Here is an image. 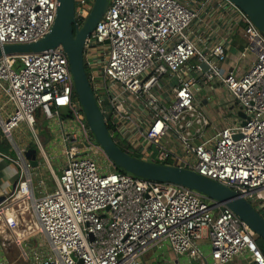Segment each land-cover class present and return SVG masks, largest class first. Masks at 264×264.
I'll use <instances>...</instances> for the list:
<instances>
[{
  "label": "built area",
  "instance_id": "built-area-1",
  "mask_svg": "<svg viewBox=\"0 0 264 264\" xmlns=\"http://www.w3.org/2000/svg\"><path fill=\"white\" fill-rule=\"evenodd\" d=\"M195 1L110 0L85 45L90 83L100 104L103 97L109 101L103 113L113 139L132 155L154 147L157 162L141 151L140 158L194 171L252 204L264 199V33L230 0H202L234 8L246 40L240 58L254 57L245 73H225L228 46L203 53L192 39ZM58 6V0H0V46L46 36ZM89 12L90 2L81 0L77 21ZM102 48V54H90ZM209 81L228 91L244 118L214 127L196 102ZM38 112L56 132L58 145L50 149L39 136ZM22 125L33 147L14 141ZM0 132L16 153L0 150V158L18 170L0 202V264H13L5 257L9 240L27 264H154L149 255L156 250H168L170 264H181V258L231 264L243 255L250 264H264L255 236L224 204L186 187L117 172L91 136L61 46L0 57ZM31 149L47 163L50 190L40 160L34 167L26 157ZM52 161L61 166L60 175ZM38 189L43 195L37 196ZM38 235V245L29 244Z\"/></svg>",
  "mask_w": 264,
  "mask_h": 264
},
{
  "label": "water",
  "instance_id": "water-1",
  "mask_svg": "<svg viewBox=\"0 0 264 264\" xmlns=\"http://www.w3.org/2000/svg\"><path fill=\"white\" fill-rule=\"evenodd\" d=\"M109 1L94 0L89 15L80 24L76 19V0H58L59 6L55 22L46 36L28 44L0 46V57L13 54L41 53L61 46L68 57L75 94L81 105L91 136L102 147L116 168L123 169L137 178L186 187L208 199L222 203L243 221L256 237L264 240V217L240 194L186 168L163 165L133 156L118 146L113 139L101 109L102 104L108 105L109 101L107 97H103V103L98 102L90 83L84 59L86 41L107 12ZM230 1L264 33V0ZM238 116L244 118L241 112L238 113ZM36 156V150L33 149L26 153V157L32 161L34 167L38 166Z\"/></svg>",
  "mask_w": 264,
  "mask_h": 264
},
{
  "label": "crops",
  "instance_id": "crops-1",
  "mask_svg": "<svg viewBox=\"0 0 264 264\" xmlns=\"http://www.w3.org/2000/svg\"><path fill=\"white\" fill-rule=\"evenodd\" d=\"M192 5L199 14L193 25L192 39L197 42L201 52L206 53L216 44H226L228 46L227 58L221 64L223 72H236L238 75L245 73L254 57L248 54L246 58H240V54L246 46V40L238 13L226 3L203 5L202 0H199L192 2ZM90 54L102 53L99 50H94ZM230 99L232 100L228 91L217 81L207 82L196 94L197 104L206 111L216 129L226 127L238 117V112L231 106L232 101ZM36 117L39 119L41 115L37 114ZM48 126L52 127L53 125L48 123ZM29 143L31 144L28 140V143H22L20 146L24 147ZM30 146L33 147L32 144ZM17 171L13 164L0 158V202L12 191L16 182ZM45 181L47 183L49 179ZM51 188L48 184L45 185V190ZM37 192L43 195L41 189H38ZM251 202L253 207L264 217V199L257 198ZM180 261L181 264L186 263L184 258H181ZM231 264H250V262L247 255H243L237 257Z\"/></svg>",
  "mask_w": 264,
  "mask_h": 264
},
{
  "label": "rangeland",
  "instance_id": "rangeland-1",
  "mask_svg": "<svg viewBox=\"0 0 264 264\" xmlns=\"http://www.w3.org/2000/svg\"><path fill=\"white\" fill-rule=\"evenodd\" d=\"M80 1L81 0H76V6L77 7L79 6ZM88 1L90 2V10H91V7L93 5V1L94 0L93 1L92 0H88ZM97 50H99L101 53L103 52V48L102 49H97ZM107 107L109 109V106L108 105H103V106H101V109L107 110ZM61 114L63 115V117H66L67 114H68V112H67L66 109H62L61 110ZM36 121H37V125H38V128H39V136H40V139L42 140V143L45 145V147H47V148L50 149V146L51 145L52 146L58 145V139H57V136H56V132L55 133L52 132V130L48 126V123L46 122V120L43 117H41L39 119L37 117L36 118ZM30 134L31 133L28 130V128L25 125H22L20 128H18L14 132V134H13L14 141L18 145H20L22 143H24V144L25 143H28V140H29V142H31L32 141V136ZM0 139H1V141H0V150L2 152H4V153L10 154L12 156H16V153L13 152L14 147H13L12 142L9 141V140H5V138L1 135V132H0ZM95 144H97L96 141H95ZM120 145H122L125 148L124 143H120ZM58 150H59V148H58ZM47 151L49 153V150H47ZM140 151L144 155H147L148 158L151 159L152 161H156V162L158 161L159 152L154 147H150L148 150H143V149L137 150L136 152L133 153L134 156L140 158L142 156V153H140ZM36 157L40 160V169L43 172V176H44L42 178H44V180H48L49 179V181L47 182V184H48L49 187H53L54 186L53 177L51 176V174L49 173V171L47 169V163H46L45 159L44 158H40L39 154H37ZM57 160H58L57 163L58 162H61L62 163V159H61L60 155L57 158ZM52 163H53V168H54L55 174L56 175H60V173H61L60 172L61 166L59 164H58V166H56V163L54 161H52ZM37 183L38 182L36 181L35 184L37 185ZM37 196H40V194L38 192H37ZM253 235H254V233H253ZM254 236H256V235H254ZM257 238L260 241H262V242L264 241L260 237H257ZM39 241H41V238L38 235L34 239L30 240L29 241V244H32L33 246L34 245H38L37 242H39ZM206 245H207V243L205 244V249L208 251L209 248ZM170 255H171V253L168 252V250H165V251L156 250V251H152L150 253L149 259L152 262L154 261L155 262L154 264H170L168 262V258H169ZM5 257H6V259H7V261L9 263H13V264H27V262L22 257V252H21L20 248H18L15 245V243L13 241H11V240H9V241L6 242ZM184 264H189V263L186 261V263H184Z\"/></svg>",
  "mask_w": 264,
  "mask_h": 264
},
{
  "label": "trees",
  "instance_id": "trees-1",
  "mask_svg": "<svg viewBox=\"0 0 264 264\" xmlns=\"http://www.w3.org/2000/svg\"><path fill=\"white\" fill-rule=\"evenodd\" d=\"M86 69H87L88 76L90 77L91 72H90V69L88 68L87 65H86ZM108 106H109V105H108ZM108 110H110V107H109V109H108V107H107V110H103V109H102V111H108ZM106 118H107V127H108L109 131L112 132L113 129H112L111 124H110L109 121H108V116H106ZM113 135H114V137L116 138V134H115L114 132H113ZM0 141H1V140H0ZM117 145L120 146L124 151H128V150L125 149L122 145H120V143H117ZM133 156H134V155H133ZM165 164H171V161L168 160ZM116 170H117V172H119V173H121V174H128V173H127L125 170H123V169L116 168ZM255 241H256L257 245L259 246L260 250L262 251V253L264 254V241H263V242L260 241L256 236H255ZM260 242H261V243H260Z\"/></svg>",
  "mask_w": 264,
  "mask_h": 264
}]
</instances>
